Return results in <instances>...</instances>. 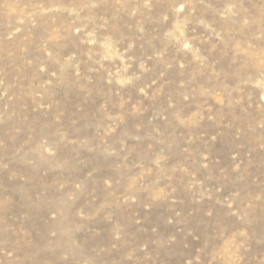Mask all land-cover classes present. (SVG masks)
<instances>
[{"label": "rangeland", "instance_id": "rangeland-1", "mask_svg": "<svg viewBox=\"0 0 264 264\" xmlns=\"http://www.w3.org/2000/svg\"><path fill=\"white\" fill-rule=\"evenodd\" d=\"M0 264H264V0H0Z\"/></svg>", "mask_w": 264, "mask_h": 264}]
</instances>
